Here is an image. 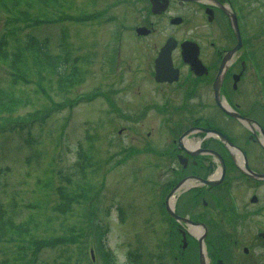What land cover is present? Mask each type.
I'll return each instance as SVG.
<instances>
[{
	"label": "rangeland",
	"instance_id": "374dc122",
	"mask_svg": "<svg viewBox=\"0 0 264 264\" xmlns=\"http://www.w3.org/2000/svg\"><path fill=\"white\" fill-rule=\"evenodd\" d=\"M105 1L0 0V84L11 85L19 100L0 116V264H180L173 259L172 239L163 236L154 195L145 191L161 169L154 163L157 155L145 150V126L156 121V134L160 127L153 111H142L149 100L143 68L165 33L198 29L199 41L208 45L203 33L209 27L193 14L181 27L159 19L155 34L138 39L124 4L92 15L108 5ZM246 1L248 43L261 62L247 60L245 94L232 99L244 108L253 103L259 111L264 108V0ZM214 28L217 38L226 31L222 21ZM30 37L47 39L49 54L67 57L68 72L62 75L69 73L72 81L39 63ZM54 59L60 63L62 57ZM73 66L80 69L78 77ZM202 101L210 102L201 98V107ZM215 114V123L235 137L238 125L218 110ZM129 145L137 151L129 153ZM234 177L229 172L225 181L233 178L241 207L251 190ZM215 220L217 242L226 247L233 228L255 235L249 222L239 220L241 228L237 221L222 226L218 215ZM231 246V264H237L241 248ZM190 254L189 249L185 264H192ZM251 262L245 264H256Z\"/></svg>",
	"mask_w": 264,
	"mask_h": 264
},
{
	"label": "flooded vegetation",
	"instance_id": "af4514ba",
	"mask_svg": "<svg viewBox=\"0 0 264 264\" xmlns=\"http://www.w3.org/2000/svg\"><path fill=\"white\" fill-rule=\"evenodd\" d=\"M239 1L241 0H110L113 4L122 3L127 6L126 9L129 11L128 13L126 10L127 15L134 17V27L131 30L138 39L155 34L159 19L167 21L173 28L181 27L188 24L187 16L193 14L197 18H204V23L209 27L203 33L208 45H203L199 41L201 36L197 34L198 29L189 28L180 33L175 30L165 33L160 42L153 44L151 54L148 55L143 68L149 81V100L145 103L146 110L143 111H147V114L153 111L156 114L155 118L159 119L160 127L156 134L154 129L156 121L155 124L154 120L149 121L145 126L144 134L148 137L145 139V150L157 155V162L154 163L156 166L158 163L161 169L160 174L157 173V178L150 180L147 191L154 195L155 204L159 207L165 224L163 236L169 238L168 242L172 239L176 248L173 259L180 264H185L188 258L185 254L189 249L192 264H201V256L203 264H231L234 259L233 246L230 247L232 243L239 244L241 248L242 255L237 259V264L253 260L256 264L257 261L264 264V241L260 237L263 229L253 224L255 219L264 222L262 216L264 179L253 176V173L264 172V144L261 132L264 123L255 113L258 110L253 108V103L249 108H244L242 104L232 99L245 94L241 82L248 69V57L243 50L246 42L245 30L238 16L242 44L229 58L224 59L237 44L231 19L236 13L235 7L239 6ZM177 18L178 22H173V19ZM217 21H222L226 28L224 35L221 33L219 38L218 30L214 28L217 27ZM138 26H145L149 31L137 33ZM171 37L172 67H166L167 63L165 60L162 61L156 77L155 59L166 40ZM186 40L197 43V57L203 65L198 72L183 60L181 42ZM192 48L195 51V46ZM174 68L177 69L176 77ZM217 77L221 82L220 98L232 100L236 110L248 117L249 121L243 123L234 119L217 106L214 98V83ZM201 98L210 102L202 101L201 107ZM175 100L179 101L178 105L173 104ZM216 110L221 113L224 120L240 122L235 137L228 128L215 123ZM203 129L222 131L237 149L233 152L218 138L202 133ZM135 130L138 132L137 128ZM134 147L129 145L130 149L137 150ZM210 150L217 152L219 156ZM220 158L224 164L221 181L215 185L204 183L202 179L215 177L221 163ZM156 166L154 167L157 168ZM229 172H235L234 178L239 179L246 189L251 190L246 195V200H243L242 206L238 204L237 213L233 212L225 194L226 186L233 185V178L225 181ZM181 182L183 184L176 188L173 198H170L171 191ZM247 201L251 208L248 207ZM169 208H172L177 216L189 219L191 223L170 215ZM217 215L222 226L225 224L227 227L234 226L239 220L253 224L255 235L248 236L246 229L238 232L231 228L230 240L226 247L224 243L217 242L219 235H216L214 227ZM199 238L203 241L205 252L201 251ZM218 259H222V262L218 263Z\"/></svg>",
	"mask_w": 264,
	"mask_h": 264
},
{
	"label": "trees",
	"instance_id": "16d2710c",
	"mask_svg": "<svg viewBox=\"0 0 264 264\" xmlns=\"http://www.w3.org/2000/svg\"><path fill=\"white\" fill-rule=\"evenodd\" d=\"M31 38V37H30ZM31 41L37 43L38 48V60L42 65H46L50 70H54L61 76L62 74L67 73L65 68V62L67 61V57L62 56L60 54H49V41L43 40L41 43L37 41L35 37L31 38ZM62 57L61 62L58 63L54 58ZM19 57V56H17ZM73 73L78 77L80 74V69L78 66H73ZM68 73L65 76H61V79L72 81V77L69 76ZM18 96L15 93L14 88L11 85H1L0 84V116L7 114L14 110L15 105L18 102ZM4 215V214H3ZM1 219V216H0ZM100 246V243H99ZM101 249V246H100Z\"/></svg>",
	"mask_w": 264,
	"mask_h": 264
},
{
	"label": "water",
	"instance_id": "95a60500",
	"mask_svg": "<svg viewBox=\"0 0 264 264\" xmlns=\"http://www.w3.org/2000/svg\"><path fill=\"white\" fill-rule=\"evenodd\" d=\"M233 23H234V28H235V31H236V35L238 36V29H237V24H236V21H235V19H233ZM238 38H239V36H238ZM239 42H240V40H239ZM239 46V43L236 45V47L233 49V50H235L237 47ZM233 50H231L232 52H233ZM188 51L189 50H187V51H185L184 53H185V59L186 60H188L190 63H191V66L192 67H194V68H196L197 67V63H198V60L196 59V57H195V59L192 57V56H190V58H186V56H188ZM228 56V55H227ZM194 59V60H193ZM159 70V64H157V71ZM219 84H220V80L218 81V79H216V82H215V97H216V102L226 111V112H228L229 114H231V115H233V116H237V117H240V115L237 113V112H234V111H231L230 109H228V108H226V107H224L222 104H221V101H220V99H219V95H218V86H219ZM223 139H225L226 141H227V138L225 137V135H223L222 133H220V132H217ZM228 142V141H227ZM229 143V142H228ZM263 176H264V174H262ZM205 182H207V183H209V184H214V183H217L218 182V180L217 181H211V180H205ZM170 211V213H172L173 215H174V212L172 211V210H169ZM181 219H183V220H187V219H185V218H181ZM262 236L264 237V233H262ZM201 264H203V261H202V256H201Z\"/></svg>",
	"mask_w": 264,
	"mask_h": 264
}]
</instances>
